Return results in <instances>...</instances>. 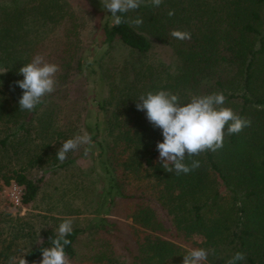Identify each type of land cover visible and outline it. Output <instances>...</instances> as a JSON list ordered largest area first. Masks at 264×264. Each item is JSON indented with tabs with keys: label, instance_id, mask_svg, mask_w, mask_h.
Instances as JSON below:
<instances>
[{
	"label": "trees",
	"instance_id": "trees-1",
	"mask_svg": "<svg viewBox=\"0 0 264 264\" xmlns=\"http://www.w3.org/2000/svg\"><path fill=\"white\" fill-rule=\"evenodd\" d=\"M136 17L144 21L139 27L116 26L108 11L103 22L97 19L93 35L100 32L104 50L87 61L88 44L68 0H0V192L16 184L20 207L31 203L42 177L30 179L27 171L55 167L71 125L80 123L106 181L101 193L109 207L119 205L120 218L130 219L128 236L137 252L131 264H183L192 248L208 251L204 264H227L236 252L245 255L238 264H264V0H163L159 7L146 2L125 14ZM173 30L191 38L176 39ZM159 45L171 52L174 67L153 61ZM116 53L128 56L117 62ZM37 55L58 65L56 89L33 111L20 110L19 69ZM90 87L95 123L89 127ZM160 90L178 95L181 103L223 92L224 106L238 103L231 108L251 126L226 135L216 152L186 153V164L200 162L188 174L166 172L156 150L162 130L136 108L141 95ZM59 106L68 111L64 125L38 134L44 111L60 112ZM149 202L159 206L164 223ZM103 231L101 245H91L79 264H117L108 252L112 235ZM81 233L73 229L67 237L71 263ZM56 234L41 231L35 242L33 233L0 217V264L21 255L34 264Z\"/></svg>",
	"mask_w": 264,
	"mask_h": 264
},
{
	"label": "clouds",
	"instance_id": "clouds-1",
	"mask_svg": "<svg viewBox=\"0 0 264 264\" xmlns=\"http://www.w3.org/2000/svg\"><path fill=\"white\" fill-rule=\"evenodd\" d=\"M159 7L163 0H100L103 9L111 13L116 26L128 23L139 27L143 24L140 17L125 18V14L136 11L144 3ZM168 15H175L170 10ZM171 36L179 40L191 38L187 31L173 30ZM59 67L55 63L37 55L33 60L19 69L23 80L16 81V86L23 90L19 99V109L33 111L43 103L44 97L52 94L57 85L56 74ZM226 97L223 92L205 95H193L189 102L181 103L178 95L169 91L147 92L139 97L136 103L138 111L146 112L148 122L162 130L163 142H158L156 150L159 161L166 172L176 174L189 172L200 167L198 160H192L191 165L185 163L187 157L198 156L203 152H216L224 145L226 135L239 134L246 127L251 126V120L238 115L232 108L225 107ZM91 135L87 132L77 134L62 143L57 151V159L63 163L70 152L84 148L87 156L92 146ZM73 231V220L65 217L59 224L57 234L51 239V247L43 248L40 264H70L65 251L71 244L67 237ZM25 255L9 258L8 264H27ZM208 258V251L204 248H192L183 256V264H203ZM245 255L236 252L227 264H238Z\"/></svg>",
	"mask_w": 264,
	"mask_h": 264
},
{
	"label": "rangeland",
	"instance_id": "rangeland-1",
	"mask_svg": "<svg viewBox=\"0 0 264 264\" xmlns=\"http://www.w3.org/2000/svg\"><path fill=\"white\" fill-rule=\"evenodd\" d=\"M71 8L76 13L78 25L80 26V36L84 38L88 47L84 52L87 61L96 59L104 50L100 45V32L93 35L94 24L97 19L104 21L106 10L103 9L100 0H68ZM117 62L126 58L128 55L116 53ZM152 59L155 63H160L164 68L174 67L171 52L163 47L158 46L154 52ZM94 87H90L86 95L88 100L89 114L84 121L87 126H92L95 122V106L92 102V91ZM76 93L74 88L69 90L71 99H75ZM238 102V101H237ZM62 104V103H60ZM237 104L230 105L235 107ZM60 107V106H59ZM49 107L41 118V123L37 127L38 134H48L55 127L64 125V113L68 111L60 107L59 110ZM233 109V108H232ZM236 110L235 108L233 109ZM83 122V121H82ZM69 139L77 134H83L80 129L81 124H72ZM82 146L75 152H70L66 161L61 163L58 161L55 167L44 168L43 170L27 171L26 176L30 179L42 177L39 191L35 199L25 207L12 208L6 201L4 189L0 192V217L1 219L11 220L12 224L34 234L32 239L39 241L41 231L50 230L57 233L59 224L63 222L65 217H71L73 220V229H79L82 233L77 237L74 249L76 251V261L70 264H79L90 253V246L101 245L103 229L112 235L111 247H108L109 253L117 261V264H131L137 252L128 236L127 226L130 219L124 220L120 218V207H109L108 197L102 191V184L105 178L99 162L95 158V154L91 152L87 156L84 155ZM69 158L74 160L67 162ZM149 207L159 215V220L164 223L163 215L156 203L149 202ZM123 213V212H122ZM100 220L106 221L103 228L97 227ZM3 226H7L4 224ZM4 235V234H3ZM193 240L199 242L198 236H193ZM24 243H19L18 249L21 251ZM18 252V251H17ZM42 258L38 259L34 264H40ZM204 264V262H203Z\"/></svg>",
	"mask_w": 264,
	"mask_h": 264
},
{
	"label": "built area",
	"instance_id": "built-area-1",
	"mask_svg": "<svg viewBox=\"0 0 264 264\" xmlns=\"http://www.w3.org/2000/svg\"><path fill=\"white\" fill-rule=\"evenodd\" d=\"M8 202L14 207H20L21 189L16 184H10L4 189Z\"/></svg>",
	"mask_w": 264,
	"mask_h": 264
}]
</instances>
